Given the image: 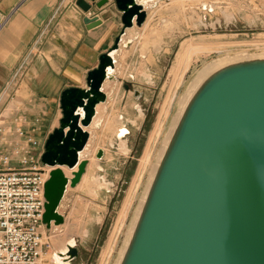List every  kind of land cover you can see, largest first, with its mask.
Returning <instances> with one entry per match:
<instances>
[{"label":"water","instance_id":"1","mask_svg":"<svg viewBox=\"0 0 264 264\" xmlns=\"http://www.w3.org/2000/svg\"><path fill=\"white\" fill-rule=\"evenodd\" d=\"M78 0L89 13L109 0ZM123 29L87 77L88 88L61 97L60 126L47 138L41 161L51 167L45 184L44 223L61 225L68 186L76 187L89 161L81 158L99 104L114 78L122 36L148 13L139 0H115ZM96 27L99 17H86ZM150 184L120 264H264V56L235 61L210 73L190 97ZM127 131L125 133L128 134ZM100 149L97 158L103 159ZM64 167L74 170L69 178ZM79 256L75 245L63 264Z\"/></svg>","mask_w":264,"mask_h":264},{"label":"rangeland","instance_id":"2","mask_svg":"<svg viewBox=\"0 0 264 264\" xmlns=\"http://www.w3.org/2000/svg\"><path fill=\"white\" fill-rule=\"evenodd\" d=\"M206 3H216L218 9L203 11ZM221 9L228 10L232 16L227 19ZM148 11L141 29L135 27L138 39L130 47H124L123 54L117 58V87L106 101L107 112H111L108 123L112 117L121 115L129 126L130 132L124 136L129 150L123 153L118 144L113 147L106 144L112 132L107 126L102 128L101 124L92 132V136L99 138L94 157L99 166L89 162L85 174L89 179H106L109 186L94 193L85 180L81 186L67 190L62 208L65 222L59 228H49V252L41 264H54L51 255L73 239L79 250L73 264H117L174 119L181 110V101L199 72L214 62H229L247 55L264 56V0H162ZM199 16L203 17L202 22ZM166 19L174 25L173 29L163 28ZM190 39L195 48L176 78L171 73L176 54L182 42ZM158 45L161 50L155 51ZM144 49L148 50L143 55ZM145 71L150 79L143 74ZM19 79L16 78V83ZM12 85L16 91L18 83ZM10 101L7 100L4 108L12 109ZM159 115L162 129L152 140L150 160L140 167ZM3 121L4 118L0 124ZM49 131L52 133L53 129L46 126L37 136L38 141L45 143ZM23 145L31 149L30 155L22 150ZM102 147L107 153L99 159L97 153ZM2 151L1 148L0 155H9L14 168L26 166L22 165L25 156L34 157L36 162L44 152L42 147H33L26 141ZM39 167L49 169L42 161Z\"/></svg>","mask_w":264,"mask_h":264},{"label":"crops","instance_id":"3","mask_svg":"<svg viewBox=\"0 0 264 264\" xmlns=\"http://www.w3.org/2000/svg\"><path fill=\"white\" fill-rule=\"evenodd\" d=\"M86 17H99L102 23L93 27L85 22ZM122 29V13L115 0L94 6L89 13L78 0H0L3 151L31 136L37 139L46 126L53 131L60 126L62 93L70 87L88 88L89 72L99 66L101 55L113 46ZM25 59L30 62L14 91L11 79ZM21 92L23 96L18 95ZM7 100H11V110L4 108ZM19 129L24 131L23 136L18 134Z\"/></svg>","mask_w":264,"mask_h":264},{"label":"built area","instance_id":"4","mask_svg":"<svg viewBox=\"0 0 264 264\" xmlns=\"http://www.w3.org/2000/svg\"><path fill=\"white\" fill-rule=\"evenodd\" d=\"M27 61L19 64L11 79L12 84L18 83L17 77L24 76L30 62ZM4 132V126L0 124V135ZM18 134L23 136L24 131L19 129ZM26 142L44 149L45 143L32 136ZM22 150L27 155L31 153V149L24 145ZM40 159L35 162L34 157L25 156L22 165L26 166L14 168L9 155H0V264H38L50 247L44 214L47 202L45 184L51 169L39 167Z\"/></svg>","mask_w":264,"mask_h":264},{"label":"bare ground","instance_id":"5","mask_svg":"<svg viewBox=\"0 0 264 264\" xmlns=\"http://www.w3.org/2000/svg\"><path fill=\"white\" fill-rule=\"evenodd\" d=\"M139 2L141 4H143L144 8L148 11L149 9L154 8L155 5L160 4V2H162V0H139ZM203 8H204L203 11H205V9L207 11H216V9H218V5L216 3H206V4H204ZM221 10H223V9H221ZM223 14H224V16L227 17V19L232 16V14L229 13L228 10H223ZM198 19H199V22H202L203 21L202 20L203 19L202 16H199ZM163 28H167V29L171 30V29L174 28V25L171 24L168 19H166L165 21H163ZM138 36H139V33H138V31L135 28H133V29H131V28L130 29H127L126 30V34H124L122 36V42H121L120 52L117 51L116 53H114L115 58H118V56H121L123 54L122 49L124 47L126 48V46H128L131 41H136L138 39ZM194 48H195V45L192 43L191 39L190 40H185V41L182 42V44H181V46H180V48H179V50H178V52L176 54V58H175L174 64H173V66L171 68V73H172V75L174 74L176 76V78L180 75V72H181L183 66L186 64L185 62H187V60L189 58V55L191 54V52L193 51ZM147 50L148 49H144L142 51L143 55L146 54V51ZM159 50H161L160 45L157 46V50H155V51H159ZM256 57L257 56H248L247 55V56L239 57V58H237L235 60H231L229 62H227V61L214 62V63H211V64L206 65L199 72L197 78L194 80L192 86L188 90V93L186 94V96L181 101V105H182L181 106V110H180L179 114L174 119L173 126H172L171 131H170V133H169V135H168V137L166 139V142H165V144H166L165 145V148H166V146H167V144H168V142H169V140H170V138H171L174 130L177 128V126H178V124H179V122L181 120V117H182L181 115H182V111H183L184 107L186 106V104L189 101L190 97L197 90V88L201 84V82L206 78V76H208L210 73L214 72L215 70L221 68L222 66H224L226 64H229V63H232V62H235V61H238V62L239 61H245V60H249V59L256 58ZM259 57H263V56H259ZM145 58H146V55H145ZM114 70H112V74L114 75V78L107 79L108 81L106 80L107 82H105V84H104L105 92L107 93L108 98H111L112 93L115 91V89L117 87V85H116V79H115V74H117V72L119 70L118 69V65H116V68ZM143 74L146 76V78L148 77L150 79V75L148 73H146V71ZM141 76H143V75L141 74ZM108 108H109V104H107L106 102L101 103V104L98 105L97 114H96V116H95L92 124L87 128V130L91 134L89 143H88L86 149L81 152V158L82 159H87L90 163L91 162L94 163L95 166H99V161L98 160L97 161L94 160L95 153L97 152V141L99 140V138H97V136L96 137L92 136V132H95L96 128L98 126H100L101 124L103 125L102 128H104L105 126H107L108 129H112L111 138H109V140L106 141V144L108 143L107 145L109 147H111V146L113 147L114 145L118 144L119 149L121 150V152L126 153L129 150V142L126 139V137L124 138V136H126L125 133L127 131L130 132L129 126L126 124V120L121 115L112 117V121L109 124L108 121H109V118L111 117V112H107ZM161 117L162 116L159 115L158 120H157L156 125H155V129L153 130V133H152V136H151V140L148 143V146L145 149V153H144V155H143V157L141 159V165H140V167L144 166L150 160V154H151L150 153V147H151L152 140L155 137V135H157L160 132L159 130L162 129L161 126H162L163 122H162ZM115 139L117 140V142H116ZM101 149H103L104 152L107 153V149L105 147H102ZM163 151L160 153L159 160H160V158H161V156L163 154ZM48 168L51 169V167H48ZM156 168H155V171H156ZM76 170H78V167H76L74 170H71V169H69L67 167H64V171H65L66 175L70 179L73 178V172H75ZM155 171L153 172V174L151 176V180H150V183H149V185L147 187V190L145 192V196L143 197V200L141 202V205H140V207H139V209H138V211L136 213V218H135L134 224H135V222L137 220V217L139 216V214L141 212L144 199H145L146 194L148 193V190L150 188L149 186H150V184H151V182L153 180ZM139 172H140V170H139ZM85 180L89 183L88 184V187L90 188V191L91 192H94V193L97 192V190H100V189H103V188H107L109 186L108 185L109 183L107 182L106 179L104 180L102 178H97V177H93V178H90L89 179L86 174L83 175L82 180H81V182L78 185H80L81 183L85 182ZM77 186L74 187V188H77ZM72 188L73 187H71L69 185L68 186V191L70 189H72ZM131 192H129V195H128V197L125 200V204L127 203L128 199L130 197ZM66 197H67V195H66ZM66 197H65V199L62 202L61 207H60V212L62 214H63L62 208H63V205L65 203ZM133 226L130 229L128 238L126 239L125 246L123 247V250H122L121 255H120L121 257L119 258L120 260H119V262L117 264H120L121 263V260L123 258V255H124V253L126 251V248L128 246V243H129L130 235L133 232V228H134ZM53 228L54 229L55 228H59V225H55L54 223H52V228L51 229H53ZM75 243H76V241L73 239V240H70L67 244H64L63 247L61 248V250L56 251V252H54L51 255L50 261H52V263H54V264H63L62 258H61V253L67 254V252L69 251V245L70 244L71 245H75ZM48 252L49 251H47L45 253H48ZM45 253L43 254V256L45 255ZM105 254H106V249L103 251V256H105ZM43 256L39 260L38 264H41V261L43 259Z\"/></svg>","mask_w":264,"mask_h":264}]
</instances>
